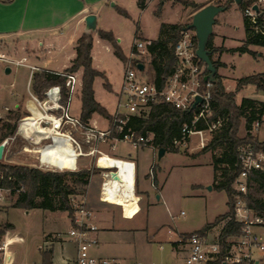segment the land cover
I'll return each mask as SVG.
<instances>
[{"label": "built area", "instance_id": "1", "mask_svg": "<svg viewBox=\"0 0 264 264\" xmlns=\"http://www.w3.org/2000/svg\"><path fill=\"white\" fill-rule=\"evenodd\" d=\"M248 1V0H244ZM257 6V10L253 6ZM264 12V0H252L244 7L242 16L248 18L251 23H256L257 17ZM256 30L259 28L256 26ZM150 41H141L135 38L132 42L129 57L123 62L121 83L117 92L116 109L112 118L108 120L107 128L97 129L88 123H82L78 116L71 113L70 107L75 95L80 94L81 77L78 71L56 72L64 76L62 85L54 84L44 91L42 99L29 93L31 100L36 106L38 113L33 110L28 111L17 122L14 133L4 138L0 143L4 144L3 156L8 151L7 145L10 140L22 139L18 136L20 125L26 119H32L37 124L39 130L47 131L59 139H67L72 147L75 157V165L72 168L58 167L48 162L42 164L51 165L55 170L76 171L77 159L84 154L82 145L91 146L88 153L96 154L95 164L100 158H107V154L94 147L96 142L109 141L110 148L114 149L115 141L124 142L134 149L151 147L158 150L152 144V133H137L128 125L130 117L146 118L153 106L164 103L175 109L188 110L192 112V120L189 124H183L181 128V138L173 140L175 147H186L191 135H198L196 146L202 148L223 123V118L217 116L208 121L213 115L212 108V82L204 79L207 74L205 64L196 55V36L194 29H182L180 37L174 45L175 65L162 85L158 87L147 74L148 66L144 59L149 57L146 46ZM0 60L8 65L27 66L30 70L29 79L32 78L34 70L38 68L26 63V57L19 59L10 58L7 54L0 52ZM142 63L143 68L139 69L137 64ZM64 89V91H63ZM196 97L200 101H196ZM264 104V93L260 100ZM5 110L9 108L4 107ZM1 116V112H0ZM205 121L203 129H196L195 124ZM264 123V113L251 123L248 131L251 135H256L261 125ZM79 135L82 139H79ZM114 141V142H113ZM23 142V141H22ZM51 141H45L50 143ZM240 171L232 183V188L238 193L234 204V218L242 224L239 233H231L225 237L223 243L218 239V234L210 236L207 231L195 230L185 236H180L179 242L182 245L181 257L166 262H146L140 259H124L114 256H97L92 253V249L98 246V228L91 221L92 211L88 207L84 193H77L71 196L72 214L69 228L64 233L54 234L43 240V246H39V251L46 250L47 244H64L69 242L72 246L71 254H61L60 264H255V254L264 250V244L259 234L253 231L255 225L264 224L263 218L256 215L254 211L247 207L246 202L239 194H246L252 179V172H261L264 175V149L256 148L250 143L242 144L237 148ZM110 157V156H108ZM122 163L123 167L131 174L132 192L135 191V164L126 158H114ZM40 159V158H39ZM109 159V158H107ZM101 178L99 186V200L108 203V195L114 193L126 200L131 192V186L123 188L116 186L112 180V173L119 171L118 166L98 167ZM152 173V165L150 167ZM2 176L0 175V178ZM9 192L0 187V191ZM2 197L0 196V200ZM65 236V238H63ZM60 240L62 242H60ZM24 242V237L13 230H6L0 237V264H34L27 261L16 262L10 245ZM44 249V250H42ZM52 264H57L52 259Z\"/></svg>", "mask_w": 264, "mask_h": 264}, {"label": "rangeland", "instance_id": "2", "mask_svg": "<svg viewBox=\"0 0 264 264\" xmlns=\"http://www.w3.org/2000/svg\"><path fill=\"white\" fill-rule=\"evenodd\" d=\"M158 1L159 0H157L155 7L158 6ZM191 1L200 5L202 2L209 0ZM237 7L241 11L239 5ZM184 8L185 10L187 9L188 12L193 9L185 7L180 3L173 8H166L164 11V20L170 22L180 20L181 11L184 10ZM156 16L155 13H152L151 7H148L143 11L140 23L138 22L137 14L133 13L132 20L118 15V20L112 18L107 24L120 36L121 41L118 44H120L123 50L127 51L130 49L135 38L146 41L140 36L139 26L144 29L149 39L157 38L159 32V19ZM232 19L238 25L239 23L241 24L239 14L235 15ZM190 20L191 18H189V21ZM240 34L241 32H237L236 36ZM261 51L262 57H258L257 59L248 54H244L245 52H238V54H230L225 57V60L230 61L231 65H228L221 71L224 75L222 76V78H224V86L235 92V101L238 103H240L244 96L252 95V92L250 91L251 85L249 84L236 89L237 80L254 71H264V48L261 49ZM98 52V58H100L99 64L107 71L109 79L114 86V91H108L104 89L102 85L101 86L107 97L108 110L115 111L117 103L116 92L121 82L124 63L115 56L113 50H102ZM26 53L27 55L30 54L33 59L35 56H44L38 50L35 51L32 48ZM212 56L214 60H216L214 55ZM95 63H97V60ZM144 63L145 65L148 64V57L144 59ZM6 67L11 68V73L9 75L5 74ZM28 71L29 70L24 66L8 65L0 60V127L4 123L13 124L16 121L19 122L20 118L26 114L22 106L16 109L11 106L14 95L9 92V83L14 79L15 82L18 80L19 82H23L24 85L28 76ZM77 71L82 78V68H79ZM149 76H151L150 70L148 71V77ZM23 95L24 99L22 104L24 106V101L30 99V96L26 89L23 91ZM5 106H9V110H5ZM78 108L79 95H75L72 99L70 110L73 114H77ZM17 115L20 118L15 121ZM101 126L104 127L103 123ZM1 133L2 130L0 129V134ZM244 134L245 129L243 122L239 128L238 135L243 136ZM259 137L263 138L264 133H261ZM19 138L21 139L20 136ZM197 141L198 135L193 134L188 139L186 147H177V151L167 149L161 158L157 157V151H152L149 148L133 149L127 143L118 141H115L118 149L108 152L110 155L115 156L117 153H124L126 149H130L132 158L137 163V186L142 190L141 192L145 196L147 205L144 204L142 210L136 216L134 215L140 210L138 204L132 208H122L124 217L132 218L134 216L132 219L126 220L115 216L113 220L107 218L108 220L104 222L105 224L113 225V227L118 228V230L137 231L133 239L130 235L126 234L127 236L125 235L124 237L112 240V242L118 244L120 251L127 253L126 256L128 257H126V259H140L146 262L150 260L155 262L164 261L166 259L160 258L158 245L155 241H152V239L155 240L157 237H160L167 229L176 232V230L187 231L200 228L207 222H211L215 216L227 211V196L225 192L212 188V154L218 156L222 150L221 148H216L214 151H207L193 157L191 155L197 154L201 149L196 146ZM7 147L8 151L0 160L1 162L27 165L39 168L43 171L56 169L51 165L42 164L38 153L25 151L24 148L26 146L24 141L22 142L19 139L10 140ZM87 148V144L82 145L83 151L87 150ZM61 162L64 163V160ZM152 164L155 165L154 174L150 173ZM82 166L83 165H80L77 169L79 170ZM89 169L93 171V174L99 172L96 171L93 164H90ZM220 173L221 171L218 170V175ZM154 177L156 178L155 184L153 182ZM95 180H97L96 177H93V184ZM81 189L82 188H78V192H81ZM248 193L264 201V186L259 187L258 185L252 184L248 189ZM0 196L2 197L0 200V225L11 223L13 232L20 233L24 237V242L10 245V250L13 253L15 261H27L29 263L41 264L42 251H39L38 248L39 246L46 245L43 242L46 236L50 237L58 233L64 235V233H66L69 228V216L67 211H49L43 209H29L28 211L22 208L11 207L16 199V193L1 190ZM92 196H94V194L91 193L90 206L93 207L94 205L91 203ZM54 201L58 204L57 197L54 198ZM103 204L112 206L110 203ZM262 220L264 222V218ZM262 225L264 226V224ZM256 230L264 234V228H256ZM215 232V230L211 231V233H209L210 236L214 235ZM63 238H65V236ZM60 242L62 241L60 240ZM63 245L64 249L60 254H71L66 251V244L64 243ZM58 246L59 244L54 245L55 263H58V259L60 260V255H57ZM49 247H51V245L47 244V247L44 248L47 249Z\"/></svg>", "mask_w": 264, "mask_h": 264}, {"label": "trees", "instance_id": "3", "mask_svg": "<svg viewBox=\"0 0 264 264\" xmlns=\"http://www.w3.org/2000/svg\"><path fill=\"white\" fill-rule=\"evenodd\" d=\"M12 0H0L2 3H10ZM165 1V0H162ZM232 0H225L219 5L225 7L229 6ZM173 3H180L185 7L198 9L200 5L191 0H172ZM252 0L244 1L238 4L241 11L248 6ZM138 6L143 8L145 0H138ZM161 4H158L155 14L160 13ZM119 14L124 17H129L125 9L116 7ZM243 24L245 30V38L241 46L229 49L230 51H237L240 53L248 52L253 54L248 49V45L264 46V12L257 17L256 23H251L247 17L243 16ZM187 24L181 23H160L159 32L156 39L150 41L146 46L148 57L147 74L150 70L151 79L158 87H160L165 77L171 73L175 65L174 45L180 37L181 30ZM259 30H256L255 27ZM99 38L110 43L115 56L124 62L126 56L123 54L117 39L114 37L112 31L97 29ZM212 33L209 36L207 48L211 51L210 58L215 65L219 67L222 65L218 60H214L213 53L215 51H224L223 48H214L211 44ZM93 37L91 33H83L76 40L75 52L76 55L63 73L70 71H77L82 68L81 89H80V115L79 118L82 123H88L93 113H97L102 117L108 119L112 115L94 99L93 80L96 76L103 79V86L110 91L111 87L106 79L103 71H99L92 66L91 49ZM264 74H249L244 75L237 80L236 89L241 88L247 84H254L257 88L264 90ZM64 82V76L49 70H40L33 74L32 90L35 95L42 99L44 91L51 85L60 84ZM64 91V89H63ZM212 108L213 115L208 121L215 119L217 116L223 118V123L215 132L212 133L208 142L198 151L197 154L205 153L207 151H214L216 148H221L220 155L212 154V169L213 182L212 188L216 190H223L227 196V211L215 217V219L204 224L199 231L205 232L219 221L227 219L222 229L218 234V239L221 243L224 242L225 237L231 233H239L242 224L237 222L234 218V204L237 192L232 188V183L240 171L237 148L246 143L254 145L256 148L264 149V140H259L255 135L246 132L243 136L238 135V131L244 122V129L248 131L251 123L259 119L264 113V104L253 98L244 97L239 104L235 101V92L226 91L221 77L215 73L214 81L212 82ZM20 118L18 115L15 121ZM19 120V119H18ZM192 120V112L188 110L175 109L167 104L160 103L152 107L146 118L130 117L128 125L131 126L137 133L146 134L152 133V144L156 148H164L172 151H177L178 148L174 146L173 140L181 138V128L183 124H189ZM15 123H4L0 129V142L11 136L17 125ZM206 126L205 121H199L195 124L196 129H203ZM218 170L221 173L218 175ZM96 171L99 169L96 168ZM155 165L152 164V173L154 174ZM93 174L90 169H80L77 171L63 170H47L43 171L36 167L20 164H9L0 161V187L10 193H16V199L11 207L29 209H43V210H64L67 211L68 216L71 217L72 206L71 196L77 193H84L85 186L89 182V178ZM249 188L252 184L259 187L264 186V175L261 172H252ZM156 183V178L153 180ZM78 188H82L78 192ZM244 199L247 207L251 208L254 213L264 218V201L254 197L250 193L239 194ZM57 197L58 204L55 203L54 198ZM7 229H12L11 223L0 225V237ZM188 233L182 234L185 236ZM47 237V236H46ZM53 246L41 252V264H52Z\"/></svg>", "mask_w": 264, "mask_h": 264}, {"label": "crops", "instance_id": "4", "mask_svg": "<svg viewBox=\"0 0 264 264\" xmlns=\"http://www.w3.org/2000/svg\"><path fill=\"white\" fill-rule=\"evenodd\" d=\"M218 1H220V4H222L225 0L205 1L200 4V7L209 3L217 4ZM158 2L159 4H161L160 13L158 15L156 14L157 15L156 17L159 19V24H158L159 26L160 23L162 22L188 24L190 22L189 18H191L192 14L200 8L199 7L198 9H192L190 12H188L187 9L185 10L184 8V10L181 11L180 20L170 22L164 20L165 19L164 11L166 8H173L177 6V4L179 3H173L172 0H165V1L159 0ZM240 2L241 0H239L238 2H236L235 0L230 1L229 6L215 16V23L212 28V37H211L212 47L226 49L222 52L215 51L213 54L215 59L222 63L221 66L217 67L216 73L221 77V82L223 86H224V78H222V76L224 75L222 74L221 71L225 69L228 65H231V62L225 60V57L230 54H238L237 51H230L229 49H233L241 46L245 38L243 16L241 11L237 7ZM111 3H113V5H111ZM156 4H157V0H145V6L143 8H140L138 6V0H12L10 3L0 2V52L7 54L10 58H14V59L26 57L27 64L38 68L37 70L33 71V74L35 72H39L40 70L63 72L67 67L71 65V62L76 55L75 52L76 40L83 33H91L93 37L92 49H91L92 66L95 69L104 72L106 79L111 87L110 91H114V86L112 85V82L109 79V75L107 71L103 69L102 66H100L99 64L100 58H98L99 57L98 51L100 52L102 50L110 51L113 49L109 42L98 37L96 31L97 29L112 31L114 37L117 39V42L119 43L121 41L120 36L115 32L113 28H111V26H108L107 24L108 22L111 21L112 18L118 20V15H121L117 12L116 7H120L126 10V12L129 15V17H125L127 19L132 20L133 13L137 14L138 22L140 23V18L142 16L143 11L146 10L148 7H151L152 13H155V10L157 8L155 7ZM88 14L95 15L96 28L94 31L85 29L84 18ZM237 14H239V17L241 19V24L239 23V25L232 19ZM139 28H140L139 29L140 36L142 39H145L146 41H151L153 39H156V38L149 39L146 33L144 32V29L141 26H139ZM237 32L238 33L241 32V34L239 36H236ZM131 46L130 49H128L127 51L123 50V48L120 46L123 54L126 56V59L130 55ZM31 48L35 51L38 50L44 56L43 57L35 56V58L33 59L30 54L27 55L26 53ZM263 48L264 46L253 45V44L248 45V49L252 51L253 54L248 52H245L244 54H248L253 58L257 59L258 57H262L261 49ZM96 60L97 63H95ZM24 67H26L29 70L27 66ZM10 73H11V68H10V72L5 74L9 75ZM33 74H32V78L29 79L30 70L28 71V76L26 78L24 85L23 82H19L18 80H16L15 82L14 79L9 83V87H10L9 92H11V94L14 95L12 98L13 100L11 101V106L15 109L22 106V108H24V111H26V113L30 110L36 109V106L31 100V98L27 99V101H24V106L22 104L24 99L23 91L25 89L28 91V93H32L35 95V93L32 90ZM251 74H264V71L262 70L254 71ZM120 83L117 87L118 90L120 87ZM101 85L103 86V79L99 76H96L93 80L94 99L98 103H100L107 110L109 114L112 115L114 111L108 110L107 97ZM249 85H251L250 91L252 92V95H248L244 97L257 99L260 101L264 91L257 88L254 84H249ZM224 88L226 91H233L227 89L225 86ZM77 95H79L78 112L77 114H73L72 112L71 113L79 117L81 101H80V94ZM236 103L239 104L238 102ZM5 107L9 108V106H5ZM88 122L89 124L96 126L97 129H101V130L107 128L108 126V119L102 117L97 113H93ZM101 122L103 123L104 127L101 126L102 125ZM261 133H264V123L261 125L260 129L255 135L259 140H264V137L263 138L259 137ZM79 139H82L80 135H79ZM109 144H110L109 141L107 142L99 141L94 144V147L110 157L126 158V159L128 158L132 160L135 164V191L136 194L139 196V201L137 204L139 205L140 208V210L134 215L136 216L142 210L143 205L144 204L146 205L145 196L142 194L141 192L142 190H140V188L137 186V178H136L137 163L132 158L130 149H126L124 153H117V155L115 156L110 155L108 153L110 150L116 151L118 148L116 147L115 144L114 149H112L110 148ZM90 148L91 146L88 145L87 150L83 151L84 154L78 157L77 168L80 165H83L82 168L80 169H89L90 164H93L95 168L99 169L95 164L96 154L88 153ZM142 148H149L150 150L155 151L151 147H142ZM197 155L199 154H194L191 156L194 157ZM93 177H96L97 179L95 180L94 184L92 182ZM100 181L101 178L99 176V173L91 174L84 193V197L87 202V205L92 211L91 221L98 228L97 231L98 246L97 248L92 249V253L97 256L125 257L124 259H126V257H128L126 256L127 253L120 251L118 248V244H116V242H112V240L124 237L126 234L130 235L131 238L133 239L137 231L118 230V228H114L113 225L105 224L104 222L108 220L107 218H109V220H113L115 216L126 220L132 219L134 216L132 218L124 217L122 208H132L137 204L129 207H124L110 203L112 204V206H106L103 203H107V202H102L98 198ZM91 193L94 194V196H92L91 198L92 199L91 203H93L94 205L93 207L90 206ZM226 220L227 219H223L219 221L217 224L206 230L207 233L209 234L211 233V231L215 230L216 232L212 236L219 234ZM69 222L70 219L68 223ZM200 228L187 230V231L176 230V232L167 229L165 232L162 233L160 237H157L155 240L152 239V241H155L158 245V249L160 250V258L166 259L160 262L175 260L181 257L182 245L179 242L180 236H182V234L185 233L199 230ZM256 228H264V226L255 225L252 227L253 231H255L257 234L261 236L264 244V234L256 230ZM148 239L151 240L150 238ZM55 244H53V249ZM65 244H66V251L68 253L69 252L71 253L72 251L71 244L69 242H65ZM63 249H64V245L59 244L57 255H60V258H61L60 253H62ZM263 252L264 250L258 251L255 254V263L264 264ZM52 259L54 260V252ZM57 262H58L57 264H60L61 260L58 259ZM147 262H155V261L150 260ZM160 262H155V263H160Z\"/></svg>", "mask_w": 264, "mask_h": 264}, {"label": "bare ground", "instance_id": "5", "mask_svg": "<svg viewBox=\"0 0 264 264\" xmlns=\"http://www.w3.org/2000/svg\"><path fill=\"white\" fill-rule=\"evenodd\" d=\"M34 113H38L36 109H33ZM18 135L25 143V151H33L38 153L42 162H48L49 164L56 165L58 167L72 168L75 165V157L73 154V147L71 143L65 139H59L53 136L47 131L39 130V127L32 119H26L19 127ZM50 140V143H43ZM33 147V148H30ZM100 158L98 160V167H112L118 166L119 171L112 173V180L116 186L127 188L131 186V192L128 195V199L124 200L114 193L108 195V203L129 207L138 203L139 196L132 192V179L131 174L126 170L122 163L118 160H114L111 157ZM64 160V163L61 161Z\"/></svg>", "mask_w": 264, "mask_h": 264}, {"label": "water", "instance_id": "6", "mask_svg": "<svg viewBox=\"0 0 264 264\" xmlns=\"http://www.w3.org/2000/svg\"><path fill=\"white\" fill-rule=\"evenodd\" d=\"M235 1L238 2L239 0H235ZM111 5H113V3H111ZM225 8L226 7L223 5H218L213 3L206 4L200 7L192 14L190 22L183 28V29H194L196 41H197L196 55L205 64L207 74L204 77V79H208L211 82L214 81V75L216 73L217 68L215 67L209 56L211 51L207 48V43L209 36L212 33L213 25L215 23V16L219 12L225 10ZM253 9L257 10V6L254 5ZM84 22H85L86 30H90V31L95 30L96 28L95 15L93 14L86 15L84 18ZM137 66L139 69L143 68L142 63H138ZM9 72H10V68L6 67L5 73H9ZM196 101H200V98L196 97ZM3 149H4V144L0 143V160L3 158ZM164 153H165V149L162 147L159 148L157 150V157L161 158L164 155Z\"/></svg>", "mask_w": 264, "mask_h": 264}]
</instances>
